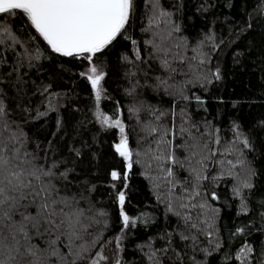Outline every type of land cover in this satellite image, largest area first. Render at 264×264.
<instances>
[{
	"label": "trees",
	"instance_id": "16d2710c",
	"mask_svg": "<svg viewBox=\"0 0 264 264\" xmlns=\"http://www.w3.org/2000/svg\"><path fill=\"white\" fill-rule=\"evenodd\" d=\"M161 4L172 15L152 23L151 0H133L128 24L91 62L53 52L19 10L15 16L4 15L0 25L8 26L20 41L14 50L3 51L5 63L0 65V98L10 125L4 135L14 132L21 140L26 137L29 151L41 157L47 153L49 163L63 160L61 170H73L64 182L70 193L82 192L106 213L100 218L104 223L89 229L88 239L102 237L91 252L103 246L107 264H115L117 258L121 264L157 260L159 264H244L239 258L244 245L254 249L247 264H264V0H161ZM157 46L166 53L158 52ZM6 47L0 45V50ZM25 49L34 66L13 71L16 53ZM164 58L177 69L171 78L160 67ZM90 64L105 74L99 104L90 82L80 75ZM217 70L219 79L214 75ZM156 77L167 84L160 85ZM47 85L48 92L41 95L37 88ZM180 89L188 100L182 99ZM49 94H59L56 110L34 119L37 109L46 110ZM97 107L113 116L121 114L125 123L136 161L127 181L123 180L126 161L113 147L119 131L99 123ZM159 112L165 115L157 121L153 113ZM160 124H175L177 130L183 126L198 143L208 145L204 153L208 159L197 164L201 156L178 147L182 139L177 136L175 154L184 166L173 169L175 188L160 179V170L155 163L149 167L143 154L149 144L154 145L146 129ZM183 140L191 143L187 135ZM191 167L201 168L207 176L195 188L200 195L194 199L188 196L193 192ZM112 170L121 173V180L111 179ZM245 183L252 187H244ZM119 191L126 196L123 211L135 221L126 228ZM80 203L85 206V201ZM181 203L189 208L179 207ZM188 214L197 229L189 231L185 226L183 217ZM237 228L244 232L237 233ZM180 233L195 236L196 241L182 240ZM32 243L44 247L37 239ZM46 264H58L57 257L46 254Z\"/></svg>",
	"mask_w": 264,
	"mask_h": 264
},
{
	"label": "snow or ice",
	"instance_id": "6c2138e0",
	"mask_svg": "<svg viewBox=\"0 0 264 264\" xmlns=\"http://www.w3.org/2000/svg\"><path fill=\"white\" fill-rule=\"evenodd\" d=\"M151 4L152 23L172 15L163 9L161 0H151ZM17 10L30 21L31 27L47 42L53 52L68 57L83 56L91 62L93 57L108 47L128 24L133 11V0H0V19H3L4 15L15 16ZM17 43L20 41L12 34L10 28L0 25V45H7L5 49L0 50V65L5 63L3 51L14 50ZM157 51L166 53V50L159 46ZM40 58L39 54L34 57L37 61ZM16 59L17 64L13 67V71L19 72L20 67L25 65L29 68L34 66L33 56L27 49L24 53H16ZM160 67L166 71L169 78L177 71L167 58L161 60ZM80 75L90 82L95 100L99 104L102 93L101 82L105 74L98 71L95 64H90L87 72H82ZM214 75L219 79L218 70ZM156 79L160 85L167 84V81L160 77ZM18 80L23 82L20 76ZM49 88L50 85H47L37 88V91L43 95ZM179 91L182 99H189L188 96L183 95V89ZM57 95L59 94H49L46 97V110L41 112L37 109L34 119L46 117L49 112L56 110ZM196 99L200 98L196 97ZM24 111L27 113L29 109L25 108ZM7 115L8 109L0 98V264H25V260L27 264H46V254L57 257L58 264H107L109 256L104 254L103 246L95 254L91 252V249L100 243L102 237L97 235L94 239H88L92 235L89 229L93 225L104 223L105 221L100 218L106 216V213L97 210L82 192L70 193L64 182L68 180L73 170L69 168L61 170V165L65 163L63 160H52L49 163L47 153L41 157L38 152L27 149L26 137L21 140L14 132L6 137L4 131L10 127L4 119ZM95 115L105 128L119 130L118 142L114 143L113 147L115 153L126 161L123 180L127 181L128 172L136 161L129 145L125 123L120 118L113 119L112 116L105 115L99 108ZM153 115L155 120L159 121L165 113L159 112ZM172 116H175L174 112ZM178 135L182 139L178 147L189 151L192 156H201L197 164H203V161L208 159V156L204 155L209 151L208 145L198 143L196 137L183 126L177 130L175 124L171 127L160 124L146 129V136L153 137L154 145L149 144L143 153L149 167L155 163L161 172L160 179L170 184L172 188L176 187L174 167L184 166L175 154L177 146L174 142ZM185 135L189 137L191 143L183 140ZM215 142L219 143L218 140ZM243 143L247 146L248 142L244 140ZM75 154L79 156V150H75ZM211 155L215 153L211 152ZM189 171L192 176L190 183L193 192L188 193V196L189 199H194L195 196L200 195L195 188L199 187L200 182L207 179V176L202 174L201 168L191 167ZM110 177L113 181L122 178L121 173L116 170L110 172ZM112 187L115 189L116 185L113 184ZM123 187L126 188L127 184L124 183ZM244 187L251 188L252 185L245 183ZM91 190H94V186ZM212 195L214 197L215 193ZM117 200L121 208L123 226L126 228L130 221L132 223L135 221L123 211L126 200L124 191L117 193ZM81 201H85V206H81ZM190 206L196 208L197 204ZM179 207L188 209L189 204L181 203ZM199 207L203 208L204 205ZM241 207L242 210L247 211L245 205L242 204ZM168 210L173 211L171 204ZM175 214L181 215L180 212ZM183 219L189 231L197 229V223L190 214L185 215ZM236 231L243 233L244 229L237 228ZM179 235L182 240L196 241L195 236L190 237L182 233ZM207 235L211 236L212 233L208 232ZM33 239L41 241L44 247L33 244ZM116 244L117 246L120 244L119 237L116 238ZM60 248L64 249L63 253L60 252ZM253 251L250 245H244L240 249L239 258L244 264H247V258ZM115 264H121V260L117 258ZM155 264H159V261H155Z\"/></svg>",
	"mask_w": 264,
	"mask_h": 264
},
{
	"label": "rangeland",
	"instance_id": "374dc122",
	"mask_svg": "<svg viewBox=\"0 0 264 264\" xmlns=\"http://www.w3.org/2000/svg\"><path fill=\"white\" fill-rule=\"evenodd\" d=\"M101 87H102V85H101ZM95 94V93H94ZM103 96V88H102V93H101V97ZM97 108H99V107H97ZM97 108H96V111H97ZM102 113H104L105 115H109V116H112V118L113 119H116V118H120L121 120H123L122 119V117H121V114H118V115H116V116H113V115H110V114H108V113H105V112H103L101 109H99ZM124 122V121H123ZM119 131V130H118ZM127 134V133H126Z\"/></svg>",
	"mask_w": 264,
	"mask_h": 264
}]
</instances>
